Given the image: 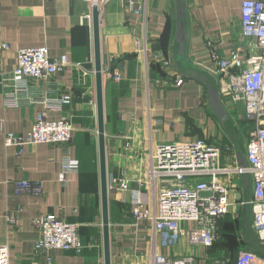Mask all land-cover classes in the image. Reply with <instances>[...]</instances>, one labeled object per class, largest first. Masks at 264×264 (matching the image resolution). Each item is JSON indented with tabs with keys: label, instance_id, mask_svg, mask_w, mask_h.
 <instances>
[{
	"label": "crops",
	"instance_id": "crops-1",
	"mask_svg": "<svg viewBox=\"0 0 264 264\" xmlns=\"http://www.w3.org/2000/svg\"><path fill=\"white\" fill-rule=\"evenodd\" d=\"M241 1L184 0L182 56L175 41L176 0H107L100 10L110 264H150L153 253L193 254L195 264L230 257L227 247L215 241L210 247L194 246L182 236L177 244L162 246L153 238L150 222L134 219L131 211L135 198L141 197L150 208L158 195L162 182L150 183L148 168L150 154L163 142L203 139L220 148V165L245 163L251 123L244 118L243 104L218 92L227 115L222 122L212 110L207 90L210 84L218 91L220 73L212 54L223 59L235 51L241 57L259 52L254 39L241 34ZM2 43L8 47L2 48ZM38 46H46L51 57L66 54L70 64L47 79L29 78L22 90L3 82L17 51ZM59 89L71 96V102L61 110H45L42 99ZM40 111L50 120L70 118V154L80 164L65 183L57 178L63 145L36 143L25 146L22 153L16 146L4 145V133L26 134ZM215 180L232 188L230 211L219 219L218 228H228L224 220L229 218L239 228L242 223L246 226L237 231V239L242 241L244 232L256 238L247 207L241 204L251 195L250 176L218 173ZM21 181L30 187L18 189ZM35 182L41 186L39 193ZM48 213L76 224L82 241L79 253L69 248L35 253L39 230L34 220ZM194 226V221L182 223L184 229ZM1 244L8 245L9 264H45L47 257L52 264H104L91 0H0ZM238 251L231 255L234 259Z\"/></svg>",
	"mask_w": 264,
	"mask_h": 264
},
{
	"label": "built area",
	"instance_id": "built-area-1",
	"mask_svg": "<svg viewBox=\"0 0 264 264\" xmlns=\"http://www.w3.org/2000/svg\"><path fill=\"white\" fill-rule=\"evenodd\" d=\"M107 0H91L99 11ZM241 34L254 39L259 52L241 57L237 51L228 58L212 54L218 65V92L233 102L244 106V118L251 123L245 144L246 161L239 165H220V148L209 145L203 139L194 141H171L159 144L156 152L150 154L148 179L154 183L160 179L162 185L156 199L149 208L141 197L134 199L131 211L134 219H147L152 228L153 238H158L162 246L179 242L180 237L194 246L213 245L219 219L226 216L232 204V188L215 180L218 173L228 176L247 174L251 178V195L241 204L249 208L250 224L260 244L264 245V0H242L240 6ZM8 44L2 43V48ZM147 51L146 44L143 52ZM66 54L51 57L46 46L20 48L16 62L10 73L2 80L15 89H24L29 78H49L55 72L69 65ZM74 65H79L74 64ZM164 65L168 61L164 60ZM231 69H238L237 73ZM114 78L119 79L115 74ZM179 79L177 83H180ZM45 110H61L71 102V96L60 89L42 99ZM72 126L69 116L57 120L46 117L40 111L34 117L29 132L16 134L6 132L3 142L6 146H16L22 153L25 146L36 143L60 144L65 147L61 168L57 174L59 182L65 183L67 175L77 172L79 160L70 154ZM209 179H205V176ZM20 190L28 189L29 182H17ZM120 187L125 189L126 183ZM34 190L41 192V186L34 183ZM10 222L14 219L10 218ZM184 221H194L193 228L184 229ZM39 237L34 245L35 253L51 248H69L79 253L82 241L74 223L48 213L34 220ZM193 254L165 256L153 253L150 264H195ZM0 264H9L7 244L0 245ZM31 264H39L32 261ZM45 264H52L47 257ZM213 264H264V254L240 249L234 261L228 258L214 260Z\"/></svg>",
	"mask_w": 264,
	"mask_h": 264
},
{
	"label": "water",
	"instance_id": "water-1",
	"mask_svg": "<svg viewBox=\"0 0 264 264\" xmlns=\"http://www.w3.org/2000/svg\"><path fill=\"white\" fill-rule=\"evenodd\" d=\"M99 15L100 11L95 4H92V29H93V46H94V64H95V89H96V108L98 123V141H99V170L101 183V203H102V233H103V250L104 264H110L109 252V226L107 213V182L105 174V142L103 128V105L101 94V60L99 46ZM176 35L178 55H183L185 35H186V9L184 0H176ZM209 103L217 118L224 122L227 118L225 110L220 102L218 91L212 85L207 84ZM249 208H247V218ZM249 228V227H248Z\"/></svg>",
	"mask_w": 264,
	"mask_h": 264
},
{
	"label": "trees",
	"instance_id": "trees-1",
	"mask_svg": "<svg viewBox=\"0 0 264 264\" xmlns=\"http://www.w3.org/2000/svg\"><path fill=\"white\" fill-rule=\"evenodd\" d=\"M224 221H226V223H228V228H226L225 230H222V231H221L220 227L218 228L217 236L215 238V243L217 242V246L223 244L224 247H227V249L230 253V257H228V259L232 262V261H234L233 260L234 257L231 255L234 252L236 253V251H238V249L241 248L245 242L243 243V241L237 239V231H238L239 227L236 225V222L232 219H229V218L224 220ZM240 228L242 229V231H244V229H246V226L243 225V223H242V227H240ZM257 253L264 254L263 251H259Z\"/></svg>",
	"mask_w": 264,
	"mask_h": 264
},
{
	"label": "rangeland",
	"instance_id": "rangeland-1",
	"mask_svg": "<svg viewBox=\"0 0 264 264\" xmlns=\"http://www.w3.org/2000/svg\"><path fill=\"white\" fill-rule=\"evenodd\" d=\"M239 229H238V231H239ZM243 235L245 236L244 239L242 240L243 243L245 240L246 242L251 244V246L248 247L247 243L245 242L241 249H246V250L248 249V250H252V251H256V252H259V251L264 252V245L260 244V242L258 241L257 238H251L249 233H245V232L243 233Z\"/></svg>",
	"mask_w": 264,
	"mask_h": 264
},
{
	"label": "bare ground",
	"instance_id": "bare-ground-1",
	"mask_svg": "<svg viewBox=\"0 0 264 264\" xmlns=\"http://www.w3.org/2000/svg\"><path fill=\"white\" fill-rule=\"evenodd\" d=\"M92 1L96 2L97 0H92Z\"/></svg>",
	"mask_w": 264,
	"mask_h": 264
}]
</instances>
